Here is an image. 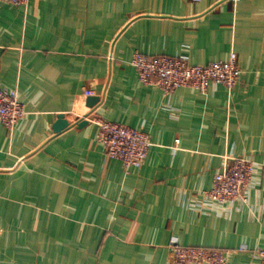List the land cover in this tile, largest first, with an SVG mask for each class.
Segmentation results:
<instances>
[{"label": "crops", "instance_id": "0c3cea01", "mask_svg": "<svg viewBox=\"0 0 264 264\" xmlns=\"http://www.w3.org/2000/svg\"><path fill=\"white\" fill-rule=\"evenodd\" d=\"M137 52L195 65L235 52L241 75L168 94L141 83ZM0 89L26 110L13 132L0 122V264H172V242L261 264L264 0H0ZM60 114L72 125L56 133ZM98 120L148 132L145 163L109 157ZM236 156L257 171L246 200L218 207L202 191Z\"/></svg>", "mask_w": 264, "mask_h": 264}, {"label": "built area", "instance_id": "2783aa9c", "mask_svg": "<svg viewBox=\"0 0 264 264\" xmlns=\"http://www.w3.org/2000/svg\"><path fill=\"white\" fill-rule=\"evenodd\" d=\"M1 1L20 6L27 4L29 0ZM131 64L137 69L141 83L159 87L168 94L181 87H191L206 93L213 84H223L233 89L241 75L235 52L227 60H218L208 65L192 64L185 56H147L137 52ZM25 114L26 110L19 101L17 90L0 89V122L7 130L13 132ZM97 124L98 139L106 154L120 160L126 171L139 168L145 163L152 146L148 132L142 128L105 120H98ZM256 171L257 165L252 159L232 157L214 175L211 187L203 190L202 195L218 207L232 206L238 201L246 200ZM229 254L230 251L227 250L185 246L178 242L170 245L172 264H228ZM252 255L264 264V248L259 247Z\"/></svg>", "mask_w": 264, "mask_h": 264}, {"label": "water", "instance_id": "95a60500", "mask_svg": "<svg viewBox=\"0 0 264 264\" xmlns=\"http://www.w3.org/2000/svg\"><path fill=\"white\" fill-rule=\"evenodd\" d=\"M100 97L93 95L89 96L86 101V105L83 110V116L80 117L74 124L78 126H85L89 123V116L91 114V111L94 109V107L99 103ZM72 123L66 118L64 114L58 115V119L54 125V131L56 133H61L68 127H70Z\"/></svg>", "mask_w": 264, "mask_h": 264}]
</instances>
